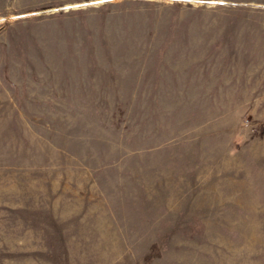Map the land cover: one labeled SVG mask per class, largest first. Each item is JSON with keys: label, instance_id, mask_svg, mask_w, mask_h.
Returning <instances> with one entry per match:
<instances>
[{"label": "rangeland", "instance_id": "1", "mask_svg": "<svg viewBox=\"0 0 264 264\" xmlns=\"http://www.w3.org/2000/svg\"><path fill=\"white\" fill-rule=\"evenodd\" d=\"M0 264H264V0H0Z\"/></svg>", "mask_w": 264, "mask_h": 264}]
</instances>
